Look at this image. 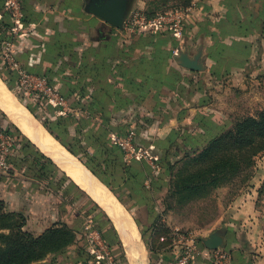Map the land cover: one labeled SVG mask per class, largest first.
<instances>
[{
  "label": "crops",
  "instance_id": "crops-1",
  "mask_svg": "<svg viewBox=\"0 0 264 264\" xmlns=\"http://www.w3.org/2000/svg\"><path fill=\"white\" fill-rule=\"evenodd\" d=\"M19 1L26 28L14 41L18 60L26 70L44 76L68 98L70 121L66 131L58 132L68 143L77 134L83 135L89 125L105 123L111 126L113 136L121 135L114 131L124 128L126 134L135 133L140 145L153 146L158 142L159 154L172 142L170 152L180 154L190 147L194 136L210 138L218 128L224 127L228 120L223 110L232 104L228 95L243 94L250 81L264 74V0H191L187 7H172L181 13L183 34L180 38L166 25L144 33L121 30L104 34L103 28L110 25L85 10L86 0ZM147 1L132 0L128 15L135 9L143 11ZM1 2L0 20L4 17L3 21L11 23L6 0L3 5ZM2 22L0 34L6 28ZM219 44L227 47L220 49ZM241 48H246L247 53L239 52ZM181 51L191 57L201 51L205 68L195 71L181 66L177 61ZM80 75L82 78L77 81L76 76ZM89 105L93 107L91 111ZM0 113L10 120L3 110ZM80 116L90 121L76 129L73 123L77 125L76 119ZM7 127L11 123H0V137L9 138L4 132ZM175 144L181 149L177 150ZM13 155H18L17 149ZM144 162L148 168L137 165V170L151 172L156 186L160 185V179L164 183L167 175ZM10 167L0 169V201L6 211L21 212L25 216L24 229L38 235L54 222L73 223L70 208L66 213L60 212V191L46 188L45 183L26 175L24 166L25 173L22 169L14 174L8 173ZM77 183L103 210L91 193ZM133 185H124L118 191L122 199L112 193L135 222V209L145 204L137 203L140 193H136ZM164 192L165 188L160 189L151 198L160 203ZM254 201L252 196L242 195L233 206L231 201L216 221L222 227L219 234L223 239L226 237L225 243L232 249L228 264H264V213L254 209ZM144 207L146 212L141 217L148 219L154 211L147 205ZM259 221L262 226L256 228L254 223L258 225ZM162 254L161 261L170 253ZM48 257L54 263V255L38 263L46 262ZM194 264L213 263L208 257L200 256Z\"/></svg>",
  "mask_w": 264,
  "mask_h": 264
},
{
  "label": "trees",
  "instance_id": "trees-1",
  "mask_svg": "<svg viewBox=\"0 0 264 264\" xmlns=\"http://www.w3.org/2000/svg\"><path fill=\"white\" fill-rule=\"evenodd\" d=\"M1 1L4 2V0ZM2 2L1 4L3 5ZM175 2L171 7H187L191 3V0H175ZM24 12L25 20L27 21V10ZM145 12L147 15L150 14L148 9ZM3 20L4 17H2L0 21L2 22ZM2 25L6 28H3L4 30H2L3 32L0 34V41L7 38V31L11 23H9V21H3ZM166 33L167 32H161L160 34L171 37L170 34ZM219 46L220 49H225L227 47L224 44H219ZM245 49L242 50L241 48L239 52L246 54L247 51ZM0 78L10 89L9 79L1 72ZM78 78H82V75L79 77L76 76L77 81H79ZM25 106L32 113L30 106ZM88 109L91 111L93 109L92 105H89ZM32 115L36 117L33 113ZM69 118L70 116L67 113L64 116L57 117L51 124H49L47 120H43L41 124L71 153L76 155L94 176L106 184L118 199H122L118 191H120L124 185L130 186L134 184L133 186L136 185V193H140V196L137 197V203L140 205L145 204L150 209L154 204V199L151 198L152 194L165 188L167 184L168 187L166 192L160 199V203H166L169 193L173 191L174 182L176 180L178 181L186 166L207 164L206 170H211L214 172V175H216L211 179L212 185L215 186L220 183L222 166H227L222 165L218 157L220 155H231V144L232 166L228 165L226 168L229 174L239 172L245 167L252 166L253 157L257 155L259 151L264 150V110L256 117L248 115L244 116L242 119L236 120L231 128H218L210 138H197L194 136L195 140H191L189 144L190 147L183 150L180 154L170 152L173 142L170 143L168 147L166 146L164 148V153L159 154L157 152L159 143L154 142V147H151L157 154L156 163L159 169L167 175L165 182L163 183L159 178L160 185L156 186L151 172L148 174L147 171L143 172L137 170V165H144L148 168L144 160L125 159L123 151L113 138L111 126L105 123L89 125L88 130L83 134L85 140L84 144L78 141L70 143L65 142L55 129L62 127L61 131H66V127L70 121ZM88 121L90 120H87L84 116H80L76 119L77 125L76 123H73V125H75L76 129H81V127L83 128L88 124ZM4 132L12 142V155L8 160L11 167L8 173L14 174L16 170H22L23 166L26 167V175L45 183L46 188L55 192L60 191V212L66 213L67 209L70 208L71 211L73 210L74 215V218L71 220L73 222L72 224L66 220L54 222L41 234L35 235L23 228L26 218L21 212L6 211L3 202L0 201V259H4V262L1 264H29L33 261H40L48 255L62 253L69 246L77 242V233L84 230L88 221L84 214L80 212V209L74 206V204L79 201L80 197L83 195L87 196L97 208L100 207L88 196L78 183L76 184L73 179L67 176L51 158L45 155L23 132H21L16 124H11V127H7ZM114 132L123 135L126 134L127 131L122 128ZM183 143L188 144L186 140H183ZM175 145L177 150L181 149L179 145ZM16 149L18 155L14 156L13 153ZM22 171L25 173L24 169ZM179 171L181 172L179 173ZM199 179L200 178L197 179L195 177L188 178L185 181L183 189L187 190L198 186L200 184L198 182ZM144 180H148V183L145 184ZM67 181L68 184L66 183ZM132 192H135V188ZM83 206L84 203L82 204V207ZM100 210L104 216L101 220L100 218L96 219V217L90 218V221L94 225L93 228L98 232L100 238L110 251L113 249L112 243H114V241V245L118 244L122 247V242L111 220L101 208ZM104 222L108 223L107 228H103ZM135 222L138 225L136 220ZM105 229L110 230L112 233L114 237L113 242L108 238ZM149 250L153 249L149 248ZM123 251L121 258L124 257Z\"/></svg>",
  "mask_w": 264,
  "mask_h": 264
},
{
  "label": "rangeland",
  "instance_id": "rangeland-1",
  "mask_svg": "<svg viewBox=\"0 0 264 264\" xmlns=\"http://www.w3.org/2000/svg\"><path fill=\"white\" fill-rule=\"evenodd\" d=\"M174 2L175 0H148L143 11L145 12L148 9L150 16L163 14L166 12L165 10L169 11L168 9L172 8V4L176 3ZM130 15H128V17ZM123 28L117 29L111 25L105 26V28H103V33L112 34L122 32L121 30H125L128 33H131L132 31L137 32V28ZM93 33L96 34L95 31ZM7 39L8 38H5L4 40ZM16 39L17 38H13L12 40L16 41ZM15 50L17 55L16 44ZM0 72L9 79L11 86L10 89L15 96L24 105L30 106L32 113L41 123L43 120H47L48 123L51 124L52 121L57 119L55 116L62 113L59 108L45 105L44 103H42V105L39 104L35 99L31 98L30 94L22 90L18 83V75L11 70L10 65L6 59H4L3 40L0 41ZM259 77L260 78L254 79L246 85L247 89H245L246 92H243V94L234 93V95H228L232 100V104L223 110V113L228 120V123L223 128H231L236 120L242 119L244 116L248 115L256 117L262 110H264V74ZM52 86H54L56 91L58 90L55 85L52 84ZM39 101L45 102L42 99H39ZM66 104V109H62L63 112H68L67 109H71V107H69L68 99ZM6 120L7 119L0 113V123L15 124L13 121L14 124L10 120ZM61 129L62 127L56 128L55 131L57 130V132H59ZM76 136L77 137L72 139L71 142L78 141L81 144L85 143L84 136L81 133ZM230 152L231 155L229 156L220 155L218 157L222 165L232 166V144ZM207 166V164L186 166L178 181L176 180L174 182L173 191L169 193L166 203L162 204L154 201V204L151 207V210L154 212L149 214L150 218L148 217V219H145L141 217L142 214L146 212L145 205L135 209L134 219L138 223L140 234L142 231L141 237L150 264H158L162 259V252L170 253L172 248L170 233L172 231H178L181 234L194 238L199 245L201 244L200 247L204 248V250H208L202 239L206 238L210 233L220 232L219 229L222 227L220 226V223L216 222L217 219L231 201L233 206V204L244 194L252 196L255 200L254 209L260 212V214L264 213V177H262L264 176V150L259 151L257 155L253 157L252 166L245 167L239 172L229 174L226 170L227 166H222L220 183L215 186L212 185L211 179L216 175H214L213 171L206 170ZM180 172L181 171H179V173ZM191 177L197 179L200 178L198 180L200 184L196 187H192V189H183L185 181ZM260 177L261 181L258 182L257 180L260 179ZM66 183L68 184V181ZM256 186L259 187L256 189ZM167 187L166 184L165 192ZM83 203L84 206L82 207ZM74 206L77 209L79 208L80 212L83 213L88 220L86 227L84 230L77 233V242L71 247V249H67L65 253L54 255V263H51L53 259L48 257L47 261L41 264H129L123 244L122 247L118 244L114 245V237L110 230L105 229L108 238L111 242L114 241V243H112L113 249L111 251L106 248L104 241H102L97 231L93 228L94 225L90 221V218L96 217V219L100 218L101 220L104 217L100 208H97L88 197L84 195L79 198V201L76 202ZM254 225L258 228L262 226V222L259 221L258 225L256 223H254ZM107 227L108 223L104 222L103 228ZM262 229L264 236V224ZM89 239H92L95 245H92L93 243L91 244ZM225 242L226 237L224 238L223 245H221L220 248L213 250L223 249L227 251L229 254L228 261L231 262L232 249L228 248ZM149 248L153 250H149ZM122 251L124 252L123 258H121ZM210 252L213 253L214 251ZM159 255L161 258H159ZM2 262H4L3 258L0 259V264ZM29 264L39 263L38 261H33Z\"/></svg>",
  "mask_w": 264,
  "mask_h": 264
},
{
  "label": "built area",
  "instance_id": "built-area-1",
  "mask_svg": "<svg viewBox=\"0 0 264 264\" xmlns=\"http://www.w3.org/2000/svg\"><path fill=\"white\" fill-rule=\"evenodd\" d=\"M6 6L11 17V25L8 29V39L3 40L4 59H6L10 65L11 70L18 75V83L22 90L30 94L31 98L35 99L36 102L41 105L44 103L45 105L59 108L62 113H67L63 112V110L66 109V101L68 98L61 94L59 90L56 91L54 86L49 84L44 76L26 70L19 63L15 44L12 39L18 38L20 35L24 34L26 24L23 20V13L19 0H6ZM168 10L169 11L165 10L166 12L163 14L147 16L144 11L136 9L127 17L123 26L124 28H137L136 30L138 32H149L166 25L169 26L175 36L180 38L183 34L180 10ZM174 52H176V50ZM39 99L45 102L39 101ZM67 111H69V109H67ZM113 138L123 151L126 160H144L149 162L156 170L159 169L156 163L157 154L155 150L151 146L146 147L138 144L134 132L131 131L125 135H114ZM11 145L12 142L9 138L0 137V169L7 170L10 167L8 160L12 155ZM89 240L91 244L93 243L92 245H95L92 239ZM170 240L172 248L169 257L160 261L158 264H194L195 260L200 256L208 257L213 264L229 263V254L227 251L223 249L204 250L194 238L181 234L178 231H172L170 233ZM209 250L214 252L211 253Z\"/></svg>",
  "mask_w": 264,
  "mask_h": 264
},
{
  "label": "bare ground",
  "instance_id": "bare-ground-1",
  "mask_svg": "<svg viewBox=\"0 0 264 264\" xmlns=\"http://www.w3.org/2000/svg\"><path fill=\"white\" fill-rule=\"evenodd\" d=\"M0 109L21 131L75 182L82 184L111 218L130 264H150L142 237L130 212L109 187L94 176L41 122L0 78Z\"/></svg>",
  "mask_w": 264,
  "mask_h": 264
},
{
  "label": "water",
  "instance_id": "water-1",
  "mask_svg": "<svg viewBox=\"0 0 264 264\" xmlns=\"http://www.w3.org/2000/svg\"><path fill=\"white\" fill-rule=\"evenodd\" d=\"M131 2L132 0L86 1L85 10L96 15L104 23L117 29H122L129 12ZM177 61L181 66L190 70L201 71L205 68L201 58V51H198L192 57L189 56L186 51H181L177 55ZM202 241L206 248L212 250L220 248L224 243L223 236L218 232L210 233L206 238H203Z\"/></svg>",
  "mask_w": 264,
  "mask_h": 264
},
{
  "label": "flooded vegetation",
  "instance_id": "flooded-vegetation-1",
  "mask_svg": "<svg viewBox=\"0 0 264 264\" xmlns=\"http://www.w3.org/2000/svg\"><path fill=\"white\" fill-rule=\"evenodd\" d=\"M87 2H92V1H99V0H86Z\"/></svg>",
  "mask_w": 264,
  "mask_h": 264
}]
</instances>
